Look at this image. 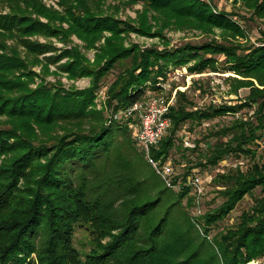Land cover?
I'll return each instance as SVG.
<instances>
[{"label": "trees", "instance_id": "1", "mask_svg": "<svg viewBox=\"0 0 264 264\" xmlns=\"http://www.w3.org/2000/svg\"><path fill=\"white\" fill-rule=\"evenodd\" d=\"M77 1L65 15L40 3L37 9L51 21L47 23L27 16L16 3L9 7L12 12L0 13V40L17 38V31L51 35L61 31L54 25L57 20H66L69 30L84 39L87 47L94 46L102 31L111 32L101 48L103 62L96 68L67 52L72 58L64 62L63 70L71 76L91 77V85L84 89H65L51 82L29 88L24 80L27 74L21 70L23 60L0 41V117H5L0 118V264H249L256 259L264 264V160L245 171L237 168L216 174L213 178L222 186L218 190L222 200L196 214V193L183 182L202 169L196 172L193 164L184 165L172 178L181 185L168 187L133 134L138 117H114L144 100L148 90L162 91L159 77L167 78L170 65L176 68L193 60L189 71L207 67L217 71L219 62L212 54H224L226 68L255 77L264 86V44L242 46L244 50L238 51L239 44L205 42L135 52V47L121 40L126 27L82 7L86 0ZM129 1H142L158 13L154 16L158 33L164 27L244 31L203 0ZM251 5L264 12V0ZM146 20L140 21L139 29L150 34ZM22 42L30 53H43L49 47L28 39ZM120 61L123 68L105 88L109 109H98L95 91ZM241 85L249 87L248 101L196 110L186 109L191 103L187 92L177 89L168 112L171 124L151 147V155L167 157L186 119L235 112L251 101L260 100L262 109L264 88L248 79ZM260 120L257 127L248 120L223 126L219 133L226 139L209 146L195 164L206 167L226 154L251 152L256 130L264 126V117ZM256 187L262 194L254 197L250 210H243L237 222L211 235L212 226ZM76 223L87 224L96 241L84 259L72 244Z\"/></svg>", "mask_w": 264, "mask_h": 264}, {"label": "rangeland", "instance_id": "2", "mask_svg": "<svg viewBox=\"0 0 264 264\" xmlns=\"http://www.w3.org/2000/svg\"><path fill=\"white\" fill-rule=\"evenodd\" d=\"M203 1L211 5L214 13L225 12L228 18L234 20L244 30L243 34L232 33V35L229 31H225L218 26L213 27L209 32L196 28L164 27L158 33L159 29L154 17L158 16V13L145 7L142 1L86 0L81 6L85 5L92 9L93 13L109 17L117 25L126 27L127 29L120 33L121 40L124 41L125 46L135 47V52L149 47L162 50L176 46L199 45L205 42H218L234 46L239 44L241 48L237 49L238 51L244 50L242 46L264 44V42L260 43L261 38H263L262 32H264V12L251 5L254 0ZM77 2L79 3L77 0H0V13L12 12L13 10L9 7L16 3L24 10L21 12H24L27 16L47 23L50 20L37 9L40 3L46 8H52L65 15L68 8L75 6ZM146 9L148 10L146 11ZM143 14H146V18ZM142 19H147L146 21L151 24L148 28L150 34L143 33L139 29ZM54 23L57 28H61V31L52 32L51 35L43 33L20 35V32L17 31V38L16 36H7L0 40L1 44L13 48L12 51L23 60L24 67L21 70L27 74L24 80L29 88L50 82L53 85H61L65 89L88 88L91 85L89 75L71 76L63 70L62 65L64 62L72 58L67 56V52L69 55H77L78 59L84 60L83 58H85L91 68H96L103 62L104 57L101 48L105 42V37L110 36L111 32L102 31L99 38L94 42V46L87 47L88 43L86 44L84 39L69 30V23L66 20H57ZM5 34L9 35L8 32ZM27 39L35 44H47L49 47L43 53H30V50L22 45V40ZM211 56L218 59L220 68L217 71L211 70L209 67L201 72L189 71L188 66L192 64L193 60L178 65L176 68H172L170 65L167 78L162 79V77H159L164 94H171L173 91L176 94L177 89L180 91L185 90L187 98L191 101L190 104L186 105V109L196 110L208 106L233 105L248 101L249 96L251 97V95H248L249 87L241 85V81L246 79L252 80L256 87L264 88V86L259 85L255 77L246 76L243 73H237L226 68L227 66L224 65L225 62L223 61L224 54H212ZM124 63H126V60L122 62V64ZM122 64L121 61L117 62L115 67L110 69L103 77L100 88L95 91L94 106L96 108L104 109V111L109 109L105 103L107 99L105 88L118 71H121ZM157 92L159 91L148 90L144 100L150 94ZM263 117L264 107L260 109L259 100V102L251 101L249 105H244L235 112L218 114L209 119H186L180 124L176 131V140L167 157L172 160L174 173L180 172L184 165L189 166L191 164L195 166L192 171L197 172L199 167V169H202L200 173H197L204 180L203 190L200 194L194 191L197 206L202 212L216 206L222 200V196L218 191L222 186L215 184L213 178L216 174H227L237 168L245 171L253 164H260L264 160V126L256 130L257 137L254 139V143L249 145L251 152H243L239 155L226 154L215 165L208 164L206 167L195 163L203 159L202 156L208 151L209 146L226 139L219 133L223 126H230L234 122L248 120L257 127ZM0 118L5 117L1 116ZM136 118L137 115L134 116V119ZM4 125L8 126L5 123ZM261 194L260 187H256L252 193L245 195L222 220L212 226L210 234L212 235L218 230L237 222L241 212L250 210L254 197ZM90 230L87 224L76 223L74 225L72 244L81 259H84L86 254L91 253L96 247L94 234ZM259 261L260 259L251 260L249 264H257Z\"/></svg>", "mask_w": 264, "mask_h": 264}, {"label": "built area", "instance_id": "3", "mask_svg": "<svg viewBox=\"0 0 264 264\" xmlns=\"http://www.w3.org/2000/svg\"><path fill=\"white\" fill-rule=\"evenodd\" d=\"M174 101L175 91L168 96V93L164 94L162 90L150 94L146 100L137 101L123 111L115 113L114 117L137 115L139 121L134 126L133 134L143 148L147 160L168 187L178 188L181 184L172 180L174 174L172 160L168 157L162 159L151 155V147L158 144L171 124L168 112ZM203 181L200 174L195 173L188 175L183 183L192 186L193 190L200 194L203 190ZM200 212L201 210L197 208L196 214Z\"/></svg>", "mask_w": 264, "mask_h": 264}]
</instances>
